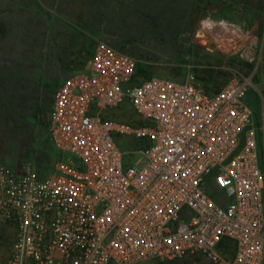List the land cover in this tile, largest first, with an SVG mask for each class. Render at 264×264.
Wrapping results in <instances>:
<instances>
[{
  "label": "built area",
  "instance_id": "2783aa9c",
  "mask_svg": "<svg viewBox=\"0 0 264 264\" xmlns=\"http://www.w3.org/2000/svg\"><path fill=\"white\" fill-rule=\"evenodd\" d=\"M140 65L98 41L88 66L59 87L48 121L66 161L45 178L0 168V264L194 254L264 264V93L257 116L254 75L208 95L193 73L135 82ZM126 106L134 122L116 116ZM124 135L146 143L137 164L124 163ZM208 179L223 200L205 189Z\"/></svg>",
  "mask_w": 264,
  "mask_h": 264
},
{
  "label": "rangeland",
  "instance_id": "374dc122",
  "mask_svg": "<svg viewBox=\"0 0 264 264\" xmlns=\"http://www.w3.org/2000/svg\"><path fill=\"white\" fill-rule=\"evenodd\" d=\"M100 40L141 61L135 82H183L209 65L221 67L226 81L253 74L249 102L260 113L263 0H0V168L45 178L66 161L47 154L48 121L59 87L88 66ZM116 116L135 121L129 106ZM116 142L126 166L142 159V139ZM204 187L223 200L212 179ZM140 264L212 263L194 254Z\"/></svg>",
  "mask_w": 264,
  "mask_h": 264
},
{
  "label": "trees",
  "instance_id": "16d2710c",
  "mask_svg": "<svg viewBox=\"0 0 264 264\" xmlns=\"http://www.w3.org/2000/svg\"><path fill=\"white\" fill-rule=\"evenodd\" d=\"M249 67L252 68V65H249ZM139 70H138V73H139ZM194 75H195L196 83L198 84V86L203 88L205 93L208 95H215L219 93L223 89V87L228 83V81L224 79L222 80V78L226 76V73L223 71V69L221 67L217 68L214 65H209L207 67L197 69L196 74ZM47 148H48L47 154L48 156H50V158L51 157H58V158L61 157L60 153L52 145L49 138L47 141Z\"/></svg>",
  "mask_w": 264,
  "mask_h": 264
},
{
  "label": "crops",
  "instance_id": "0c3cea01",
  "mask_svg": "<svg viewBox=\"0 0 264 264\" xmlns=\"http://www.w3.org/2000/svg\"><path fill=\"white\" fill-rule=\"evenodd\" d=\"M93 51H94V50H93ZM93 51L89 54V61H90V59H91V57H92ZM81 70H84V69H80V70H77V71H81ZM77 71H76V72H77Z\"/></svg>",
  "mask_w": 264,
  "mask_h": 264
}]
</instances>
